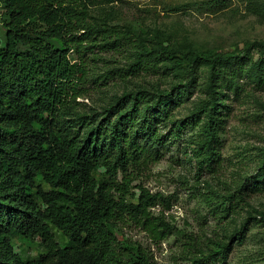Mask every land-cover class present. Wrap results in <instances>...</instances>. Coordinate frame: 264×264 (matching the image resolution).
I'll use <instances>...</instances> for the list:
<instances>
[{"label":"trees","instance_id":"1","mask_svg":"<svg viewBox=\"0 0 264 264\" xmlns=\"http://www.w3.org/2000/svg\"><path fill=\"white\" fill-rule=\"evenodd\" d=\"M91 1L0 0V264H159L123 231L137 223L158 241L175 229L165 215L169 198L135 182L137 171L159 160L187 127L198 129L192 150L199 167H212L221 157L230 93L239 94L243 78L264 83V40L239 51L150 45L130 27L93 21ZM108 51L126 63L106 66L104 80H157L82 110L77 98ZM203 62L210 66L208 97L175 118L196 90ZM260 159L243 189L264 183V152ZM232 197L216 208L229 213ZM157 204L163 208L155 213ZM250 223L245 219L226 240L205 243L190 234L183 252L191 264L225 261ZM35 238L42 250L27 256Z\"/></svg>","mask_w":264,"mask_h":264},{"label":"rangeland","instance_id":"2","mask_svg":"<svg viewBox=\"0 0 264 264\" xmlns=\"http://www.w3.org/2000/svg\"><path fill=\"white\" fill-rule=\"evenodd\" d=\"M202 1L92 0L90 7L93 21L130 27L150 45L160 42L170 48L239 51L253 40H264V0ZM0 29L3 46L5 27ZM102 55L107 62L98 63L94 79L86 84L85 94L77 98L76 104L82 110L100 109L125 90L150 86L157 80V76L149 74L104 80L106 66L126 62L117 52ZM209 67L202 63L197 88L174 110L175 118L187 117L207 99ZM241 83L239 94L231 92L227 100L231 112L221 134V157L212 167H199L192 150L198 129L187 127L178 138L169 141L159 160L137 171L135 182L169 198L171 208L165 210V215L175 229L158 241L137 223L125 224L123 231L148 247L159 264H191L183 252L187 236L192 234L205 243L226 240L249 217L245 241L239 244L235 240L228 258L212 264H264V183L257 189H243L260 171L264 152V83L259 85L251 78H243ZM167 85L168 80L164 86ZM232 193V208L229 213L221 212L216 205L223 198L227 201V195ZM162 208V204L152 207L155 213ZM39 242L36 238L30 241L25 254L37 255L42 250Z\"/></svg>","mask_w":264,"mask_h":264},{"label":"built area","instance_id":"3","mask_svg":"<svg viewBox=\"0 0 264 264\" xmlns=\"http://www.w3.org/2000/svg\"><path fill=\"white\" fill-rule=\"evenodd\" d=\"M1 7H2V3H0V23L3 22V17H4L3 10L1 9Z\"/></svg>","mask_w":264,"mask_h":264}]
</instances>
